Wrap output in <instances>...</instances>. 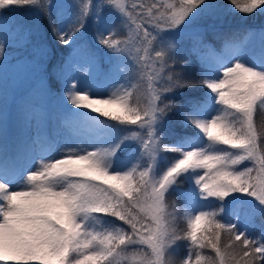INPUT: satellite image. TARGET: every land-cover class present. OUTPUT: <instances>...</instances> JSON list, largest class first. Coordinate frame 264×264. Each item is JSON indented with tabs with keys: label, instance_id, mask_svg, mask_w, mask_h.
<instances>
[{
	"label": "snow or ice",
	"instance_id": "6c2138e0",
	"mask_svg": "<svg viewBox=\"0 0 264 264\" xmlns=\"http://www.w3.org/2000/svg\"><path fill=\"white\" fill-rule=\"evenodd\" d=\"M228 3L264 15V0ZM215 7L0 0V21L27 9L51 33L10 29L48 57L49 82L27 114L36 133L24 152L5 151L0 107V264H264V230L250 234L251 217H264V30L259 51L231 38L217 50L193 31L196 78L181 47ZM9 46L0 35V62Z\"/></svg>",
	"mask_w": 264,
	"mask_h": 264
},
{
	"label": "rangeland",
	"instance_id": "374dc122",
	"mask_svg": "<svg viewBox=\"0 0 264 264\" xmlns=\"http://www.w3.org/2000/svg\"><path fill=\"white\" fill-rule=\"evenodd\" d=\"M56 2L70 4L72 0H56ZM211 3L214 4L213 2ZM226 7L229 9L228 6ZM225 11H230L231 16L234 18L226 19L224 16H221ZM206 15H211L212 19L218 18L216 21L209 23L210 25H205L203 22L196 23L186 33L184 39L185 46L181 47L180 55L187 57L190 60V64L197 61L195 58L190 59L188 56L187 50L191 46V33L193 31L200 32L205 42L210 44L205 39L207 32L217 31L224 25H239L240 27L243 23L249 24L250 26L247 28L248 33L243 41H247L248 47L251 50L259 51L261 45L260 32L264 30V15L253 14L245 16L232 11V7L229 10L224 9L223 12H218L217 7H215L206 13ZM5 17L3 21H0V35L5 33L8 35L10 46L7 48V59L0 62V107H2L4 114L3 146L5 151L19 150L24 152L30 144V139L36 133V122L34 119L27 118V114L38 102L42 80L43 86L47 87L48 76L43 74L42 70L47 66L48 57L42 56L41 52L31 45L25 47L21 43H18L17 31L19 28L29 29L33 32L35 40L45 35L48 20L45 19L44 21L43 17L34 15L32 11L27 9L5 13ZM10 29H17V31ZM88 35H92L91 31H89ZM210 45L217 50L223 46V44L220 46ZM97 55L100 57V53H97ZM100 58L101 63H104L103 58ZM42 60L43 63H41ZM53 95H58V91H54ZM52 103L54 104L55 101H52ZM167 155L171 159L174 154ZM252 218L253 216L251 220ZM226 219L231 221L232 217L227 216ZM241 220L243 221V219ZM250 234L255 236L251 228Z\"/></svg>",
	"mask_w": 264,
	"mask_h": 264
},
{
	"label": "trees",
	"instance_id": "16d2710c",
	"mask_svg": "<svg viewBox=\"0 0 264 264\" xmlns=\"http://www.w3.org/2000/svg\"><path fill=\"white\" fill-rule=\"evenodd\" d=\"M216 4H225V5H230L229 3H228V0H213ZM237 32H238V35H241V33H242V31L241 30H239V29H235V30H232V27L230 28V29H226L225 31H224V28H222L221 30H219L218 32H212V33H208V35H209V38L211 39V41H213V42H219V41H222V40H224V39H227V36L229 37V38H233V35H235V33L237 34ZM229 35H231V36H229ZM50 36H51V33H50V31L48 32V37L50 38ZM61 53H64L63 51H61V52H57L56 53V55L59 57V56H61L60 54ZM60 58V57H59ZM61 59H64V57L63 56H61ZM190 72L191 73H194L195 72V68H193V69H191L190 70ZM194 77H195V75H193ZM53 85L55 86V83L53 82ZM200 90H201V92H200ZM203 89H194V90H190V96H197V95H202V93H203ZM258 124H260V121H258ZM172 201H175L177 204H180L181 203V199L179 198V197H176V196H174L173 194H171L170 196H169V202L171 203ZM183 254H184V244L183 243H181L180 245H179V248H178V250H177V252H176V256H175V258L177 259V260H179V259H181L182 258V256H183Z\"/></svg>",
	"mask_w": 264,
	"mask_h": 264
}]
</instances>
